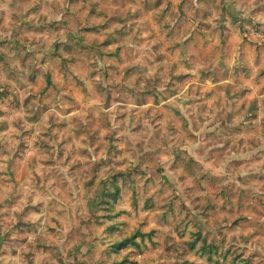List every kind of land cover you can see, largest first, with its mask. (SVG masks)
Instances as JSON below:
<instances>
[{
	"label": "rangeland",
	"instance_id": "rangeland-1",
	"mask_svg": "<svg viewBox=\"0 0 264 264\" xmlns=\"http://www.w3.org/2000/svg\"><path fill=\"white\" fill-rule=\"evenodd\" d=\"M242 6L264 17V0H0V264H214L177 225L264 264V105L214 88L264 50L221 46ZM114 174L115 239L139 224L155 243L110 246Z\"/></svg>",
	"mask_w": 264,
	"mask_h": 264
},
{
	"label": "trees",
	"instance_id": "trees-1",
	"mask_svg": "<svg viewBox=\"0 0 264 264\" xmlns=\"http://www.w3.org/2000/svg\"><path fill=\"white\" fill-rule=\"evenodd\" d=\"M108 74V72H107ZM104 191L102 193V201L107 208L110 210V216L113 217L112 220L109 222L108 225H111L110 233L113 235V240L111 241L110 246L116 253H121L123 249L129 247H142L146 245V241L149 240L153 243L155 232L153 229L149 230L146 228H142L139 224L134 226L132 231L126 232L123 237L116 238V234L122 235L121 226L127 227L128 224H122L121 222L125 221L123 218L124 215L130 214H123L119 215L116 209H121L123 212H127L123 208L118 207L119 201L122 199V186L119 184V178L116 174L110 176L109 180L104 181ZM136 194V193H135ZM134 194V196H135ZM133 210L137 209V203L132 200ZM147 208L153 207V202L148 200L146 203ZM187 218V216H185ZM189 222V220H188ZM145 223L143 224V226ZM188 225V223H187ZM196 228L190 230V236L188 237L187 226L177 225V232L181 236L187 238V243L192 250L196 249L197 252L200 253L201 256H205L207 261H210L214 264H252L250 259L243 257L240 254L233 253L230 249L221 246L216 241L209 242L207 237L203 234L201 228L198 225H194ZM119 229V230H118ZM118 230L117 232H115ZM135 250L132 251V253ZM122 259V258H121ZM127 256H124L122 261H119L115 264H124L123 261L128 260ZM185 264H206V263H196L190 262L186 260ZM146 264H159V263H146ZM164 264V263H163Z\"/></svg>",
	"mask_w": 264,
	"mask_h": 264
},
{
	"label": "crops",
	"instance_id": "crops-1",
	"mask_svg": "<svg viewBox=\"0 0 264 264\" xmlns=\"http://www.w3.org/2000/svg\"><path fill=\"white\" fill-rule=\"evenodd\" d=\"M237 9H240L239 1L236 2ZM243 11L240 12V19L236 25L231 26L229 30L227 28V43H221V46H227L228 52H234V59H236V47L242 49V44L246 42L245 37H250L251 29L263 24L264 21L257 20H264L263 15H253L251 12L253 10L250 7L242 6ZM264 8V7H261ZM232 9V8H231ZM238 18L235 19V21ZM256 21L254 24L251 25V22ZM232 21H226V24L230 25ZM244 29V33L242 34L241 31ZM241 33V34H240ZM250 39H252L250 37ZM241 51H239L240 53ZM246 52V59L248 61L241 60V62L236 63L231 70L234 72L233 75H219L214 84L215 88V95L218 93H222L223 85H227L225 92L226 95L232 96L235 100L236 99H245V98H252L257 97L258 101L256 105L263 106L264 105V50L258 51L256 46H252L251 43H248L245 46ZM238 53V54H239ZM224 67L227 66V62L224 61ZM245 66H248L245 68ZM228 70V68H226ZM223 76V77H222ZM222 77V78H220ZM209 78L208 80H210ZM212 80V79H211ZM204 80L201 81L203 83ZM213 81V80H212ZM207 84H210L206 81ZM213 84V85H214ZM212 85V86H213ZM230 88H232V93L230 92ZM229 91V94H227ZM254 106V103L251 104V107Z\"/></svg>",
	"mask_w": 264,
	"mask_h": 264
},
{
	"label": "built area",
	"instance_id": "built-area-1",
	"mask_svg": "<svg viewBox=\"0 0 264 264\" xmlns=\"http://www.w3.org/2000/svg\"><path fill=\"white\" fill-rule=\"evenodd\" d=\"M250 37H252L258 44L264 45V23L251 29ZM211 83L210 80H207Z\"/></svg>",
	"mask_w": 264,
	"mask_h": 264
}]
</instances>
